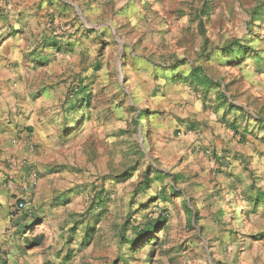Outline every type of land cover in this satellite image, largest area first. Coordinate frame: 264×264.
Segmentation results:
<instances>
[{
    "label": "rangeland",
    "instance_id": "rangeland-1",
    "mask_svg": "<svg viewBox=\"0 0 264 264\" xmlns=\"http://www.w3.org/2000/svg\"><path fill=\"white\" fill-rule=\"evenodd\" d=\"M53 2L49 37H64L59 51L69 56L61 82L70 106L51 108L57 120H49V58L15 53H32L45 35L0 38V264H264V201H251L264 192V0ZM234 41L251 51L222 54ZM210 53L218 55L204 59ZM192 64L219 86L192 84ZM227 130L246 147L236 150L230 190L211 174L226 178L230 146L185 138ZM207 154L225 163L212 168ZM151 166L167 174L156 178ZM159 215L166 227L130 249L126 241Z\"/></svg>",
    "mask_w": 264,
    "mask_h": 264
},
{
    "label": "crops",
    "instance_id": "crops-1",
    "mask_svg": "<svg viewBox=\"0 0 264 264\" xmlns=\"http://www.w3.org/2000/svg\"><path fill=\"white\" fill-rule=\"evenodd\" d=\"M52 3H54L53 0H0V14H2L0 16V38L4 39L2 41H9L12 37L11 35H13L11 33L12 31L15 32L16 35H45L44 39L39 37V40H37L36 43L31 44L29 51H33L32 53H25L23 55V52L20 50L21 48H17L18 50H15V53L19 55L22 54L21 58L24 62L44 61L49 58V63L46 62L45 64H49L48 101L49 120L51 121L57 120L50 116V114H53L51 108L53 106H57L58 104H60L62 107V104L65 103L68 89L66 83L61 82V80L64 78L65 71L68 68L69 57L63 54L62 51H59L65 38L61 36L49 37V5H53ZM55 5L56 4H54L52 7H56ZM54 33L56 34V32ZM73 44H75L76 47L78 43ZM35 48L37 49L36 51H34ZM64 106L65 108L69 107V101L65 103ZM185 138L187 139L188 143H190V145L196 140L194 145L197 143V148H205L208 147L210 143L215 142L224 148L230 146L228 148L231 149L232 152L229 153L226 159H230L231 164L227 162V168H220L222 171H224L223 174L227 175L226 178H221L220 174H217L214 169L212 170L211 174L212 178H217L224 182L222 187L227 190L232 189L231 185H233V181L238 179L239 175L238 172L241 159L237 156L242 155L241 153H237L236 150L245 152L246 148H242L239 143L236 144L238 138L237 134H233L230 132V130H227L220 136L207 135L200 140H198L199 138L193 133L187 134ZM28 146L29 145L27 141L21 145L20 151L23 155L30 154L28 151H26ZM207 156L211 158V161L208 165H210L212 168H215L216 166L218 167L216 162L218 163L219 161H225L223 157L219 159L215 155L212 156L207 154Z\"/></svg>",
    "mask_w": 264,
    "mask_h": 264
},
{
    "label": "trees",
    "instance_id": "trees-1",
    "mask_svg": "<svg viewBox=\"0 0 264 264\" xmlns=\"http://www.w3.org/2000/svg\"><path fill=\"white\" fill-rule=\"evenodd\" d=\"M259 13L260 12L256 11V15ZM1 15L2 14H0V16ZM199 32H200V36H201V40H202V47L206 48V46L208 44V38L206 35L207 30L205 29L202 21H200V23H199ZM221 50L223 51L222 54H224V55L225 54H231L233 56H236V55H245V54L249 53L251 51V47L249 46V44H243L239 41H234V42L222 47ZM216 55H218V54L217 53L205 54L204 59L211 60V59H214ZM189 79H190V82L192 84H194L198 87L204 88V89H209L211 87H216V86L218 87L219 86V84L216 82V80L207 73L205 67L201 64H192L190 72H189ZM77 90H79V88H77ZM219 94H220V97L224 99V103H228L232 109L233 108L242 109L239 105H236V104L230 102L229 98L225 95V93L223 91L220 92ZM72 108H74V107H72ZM141 114L142 115H141V117H139V119H143V117L146 115L143 111H141ZM257 121L260 123V126L262 128H264V118L263 117H257ZM227 123H229V125L235 130L236 133H238L235 122H232V123L227 122ZM223 163H225V161ZM222 167L227 168L228 166H226V164H223ZM152 172H156V178H159V179L163 175L167 174V172L165 170L151 166V168L148 169V174L149 173L151 174ZM181 177L182 176L180 174H173L172 180L178 181L179 179H181ZM148 181L149 180H147V182ZM231 187H232V185H231ZM170 188L173 191L175 196L182 198L183 206L185 207V211L189 214V216L192 213H196L195 208H193L191 206L190 201L187 199L185 193L181 189L179 190L174 185V183H170ZM232 188H234V187H232ZM19 201H21V200H19ZM251 201L254 204V207H256L257 204H260L262 201H264V192H260L259 195L254 197ZM167 221L168 220H167L166 216H163V215H159L156 219L148 221L147 224L143 228L138 230L137 238L133 239V240H127L126 244L130 245V249H132L135 246V244L137 243V241L142 240L145 236L153 233L154 229L157 228L158 226L164 224L163 228H165L167 225ZM29 237L30 236H25V238L27 240L29 239ZM89 238H87L86 240H89Z\"/></svg>",
    "mask_w": 264,
    "mask_h": 264
},
{
    "label": "built area",
    "instance_id": "built-area-1",
    "mask_svg": "<svg viewBox=\"0 0 264 264\" xmlns=\"http://www.w3.org/2000/svg\"><path fill=\"white\" fill-rule=\"evenodd\" d=\"M77 90V88H75ZM208 153H211V150H207ZM12 162V165L16 163V161H11ZM35 184H37V174L35 172H33L30 176V180H29V185L32 187L34 186ZM29 205H28V202L25 201V200H21L18 202V208L19 209H24V208H27Z\"/></svg>",
    "mask_w": 264,
    "mask_h": 264
}]
</instances>
